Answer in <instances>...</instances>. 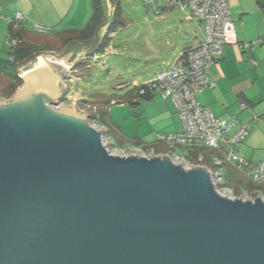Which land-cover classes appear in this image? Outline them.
<instances>
[{"label": "water", "instance_id": "95a60500", "mask_svg": "<svg viewBox=\"0 0 264 264\" xmlns=\"http://www.w3.org/2000/svg\"><path fill=\"white\" fill-rule=\"evenodd\" d=\"M68 46L31 63L53 77L0 99V264H264V197L222 196L167 155L110 154L74 104L56 110L49 55Z\"/></svg>", "mask_w": 264, "mask_h": 264}, {"label": "rangeland", "instance_id": "374dc122", "mask_svg": "<svg viewBox=\"0 0 264 264\" xmlns=\"http://www.w3.org/2000/svg\"><path fill=\"white\" fill-rule=\"evenodd\" d=\"M108 4L106 16L107 20H110L114 7L110 1ZM120 5L122 23L114 33L109 34L110 38L102 52L94 54L92 51L94 42L93 48L87 50L90 53L79 56L75 54L69 56L67 53L58 58L49 55L52 66L62 72L61 82L65 87L58 105L71 108V104H74V108L78 112H83L87 118L88 114H96L99 117L98 108L101 107L108 124L104 126L93 118L91 120L88 118V122L102 131L103 138L110 139L108 147L115 154H121L122 151L134 152L133 147L138 146L148 152L153 148H144L143 145L151 144L158 145L159 152L153 149L155 153L163 154L167 145L157 141L156 135L176 133L182 129L177 109L175 110L169 99H163L158 91L153 92L150 97H144L137 94L135 86L151 80L162 69L169 68L183 46L202 37L203 25L195 18L185 19L187 7L184 11L178 7L164 11L155 10L156 7L153 5L144 6L138 0H120ZM105 30L106 27L98 32L99 43ZM40 31L46 32L44 28ZM45 34L47 33H36L34 37L38 38L37 35H40L39 40L44 39ZM6 36L7 22L0 19L2 58H8L9 51L12 50ZM67 39H53L50 40V44L39 46L41 49H53L48 51H41L31 44L32 50L36 48L37 51L34 50L33 57L17 69L19 76L24 70L33 67L31 63L39 54L59 52L62 43ZM71 47L78 49L75 44ZM60 58L64 59V66L58 64ZM134 81L136 84H133ZM8 82L0 73V99L4 101L13 97L16 91L11 96H6L9 93ZM255 85L264 86V71L257 78ZM221 170L225 185L238 197L242 199L256 197L254 191L239 188L237 185V179H241L244 185L251 181L246 175L247 169L233 165L235 180L225 177V166ZM221 192L229 194L225 189Z\"/></svg>", "mask_w": 264, "mask_h": 264}, {"label": "crops", "instance_id": "0c3cea01", "mask_svg": "<svg viewBox=\"0 0 264 264\" xmlns=\"http://www.w3.org/2000/svg\"><path fill=\"white\" fill-rule=\"evenodd\" d=\"M108 2L106 0V7L109 6ZM227 4L233 21L234 42L225 44L222 53L207 69L213 87L197 93L196 98L215 115L222 118L234 116L239 123L246 124L248 133L236 150L244 159L264 164V86L255 85L257 78L264 71V10L259 7L257 0H227ZM161 5L163 6L162 0H156L153 7L164 11ZM178 8L184 11L185 6ZM16 13H20L24 18L18 24L24 30L23 39L41 51H48L53 49H41L39 46L50 44L53 39L70 38L74 32L85 28L92 13V3L91 0H0L1 15L13 18ZM185 19L193 18H190L187 12ZM42 28L46 32H41ZM102 28L104 27L97 29L92 37L80 40L84 42L68 41L69 46L64 54H86L89 52L87 50L93 48L94 42L92 51L96 54L95 50L99 44L96 40ZM36 33L47 34L44 39L39 40L40 35H37L38 38L34 37ZM203 39L204 34L201 38L187 43L180 51L198 45ZM255 40L260 42L249 51H244L239 46L241 42ZM67 43L62 44L64 46ZM73 44L77 45L78 49H73ZM251 60H254L255 64ZM162 98L169 99L176 110L171 98ZM207 151L218 156L214 150ZM223 166L226 167L225 177L235 180L233 165L225 163Z\"/></svg>", "mask_w": 264, "mask_h": 264}, {"label": "built area", "instance_id": "2783aa9c", "mask_svg": "<svg viewBox=\"0 0 264 264\" xmlns=\"http://www.w3.org/2000/svg\"><path fill=\"white\" fill-rule=\"evenodd\" d=\"M138 1L144 6H149L154 5L156 0ZM162 3L164 9L187 7L190 18H195L202 23L204 39L198 45L180 51L169 68L162 69L151 80L136 85L138 87L137 94L144 95L148 92L158 91L163 97L171 98L175 104L182 122V130L176 133L157 134V141L163 142L167 146L199 147L221 153V157L214 156L212 158V164L217 168L204 163L202 154L192 160L174 152L173 154L169 152L159 154L155 153L153 149L146 152L139 146L133 147L134 152L122 151L121 154H115L108 147L110 139L103 138L100 130L101 142L110 154L145 157L167 155L173 163L181 164L186 169L192 167L203 169L205 167L218 194L228 198H241L225 185L221 167L228 163L245 168L251 182L264 185L263 162L246 160L236 150V147L246 137L248 126L239 123L234 116L222 118L215 115L209 107L200 104L196 98L197 93L213 87L207 69L222 53L223 46L234 42L235 33L227 0H162ZM158 9L160 8H155V10ZM0 19L7 22H20L24 18L20 13H16L13 18L0 14ZM7 41L11 46L17 43V40L10 36L7 37ZM259 42L260 40L241 42L239 46L242 50L249 51ZM251 62L255 64L254 60ZM242 106L244 107V105ZM222 189L227 190L229 194H223ZM259 192L260 194H258ZM254 193L256 197H264L261 191H254Z\"/></svg>", "mask_w": 264, "mask_h": 264}, {"label": "trees", "instance_id": "16d2710c", "mask_svg": "<svg viewBox=\"0 0 264 264\" xmlns=\"http://www.w3.org/2000/svg\"><path fill=\"white\" fill-rule=\"evenodd\" d=\"M110 3H112L114 10L111 16L110 20H107L106 16V0H91L92 3V13L89 18V21L85 28L81 31L74 32L75 34L68 38L66 43L68 41L73 40V38H76L77 40H85L90 37H92L97 29L101 27H106L105 33L102 37L101 42L98 44V48L95 50V52H102L104 49V46L107 44L109 37V34L114 33L119 25H121V5L120 0H108ZM257 4L261 9L264 10V2L262 0H257ZM21 22V21H20ZM20 22H14L10 21L7 22V37H12L17 40L16 45L12 46V50L9 51L8 58H2L0 57V73H2L7 79L9 83V93L6 94V96H11L13 92L17 89L18 86L22 84V78L19 76V73L17 72V69L22 66L27 60L33 57V51H37L36 48L32 50L31 44L27 43L23 39V28L20 27L18 24ZM98 41V39H97ZM39 53V51L37 52ZM137 86H135V89L137 91ZM152 92H148L142 96L144 97H150ZM108 102H106L107 104ZM101 108V107H100ZM98 108L99 117L96 116V114L90 115L88 114L89 120L93 118V120H97L102 125H107L108 121L106 120V117L103 115L102 110ZM102 114V117H100ZM144 148H153L156 151L159 152L157 144H151V145H143ZM155 147V148H154ZM163 151H166L165 153L170 152H176L181 153V155L186 156L187 158H190L192 160H195L198 155L202 154L204 159L203 162L206 164H209L213 168H217L216 165L212 164V158L215 156L212 152H208L204 148L199 147H179V146H167ZM219 157H221V153H217ZM238 187H242L244 189L250 190V191H261L264 193V185L262 184H256L253 182H247L245 185L242 183V180H237Z\"/></svg>", "mask_w": 264, "mask_h": 264}, {"label": "bare ground", "instance_id": "6f19581e", "mask_svg": "<svg viewBox=\"0 0 264 264\" xmlns=\"http://www.w3.org/2000/svg\"><path fill=\"white\" fill-rule=\"evenodd\" d=\"M64 59L60 58L58 64L64 66ZM53 64V63H52ZM54 71L50 69V65H44L40 69H36L34 66L32 68L26 69L21 73L23 79V85L25 83V78L27 77H36V78H51L54 76ZM49 106V105H48ZM53 108L52 106H50ZM61 107V106H60ZM68 108V107H66ZM55 109V108H54ZM59 109V106L56 110Z\"/></svg>", "mask_w": 264, "mask_h": 264}]
</instances>
